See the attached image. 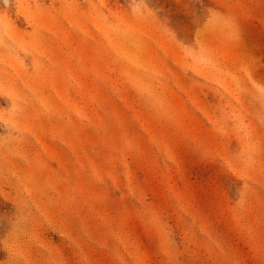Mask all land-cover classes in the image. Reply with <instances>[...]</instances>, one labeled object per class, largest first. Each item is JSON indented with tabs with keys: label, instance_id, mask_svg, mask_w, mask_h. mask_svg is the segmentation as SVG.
Returning <instances> with one entry per match:
<instances>
[{
	"label": "rangeland",
	"instance_id": "1",
	"mask_svg": "<svg viewBox=\"0 0 264 264\" xmlns=\"http://www.w3.org/2000/svg\"><path fill=\"white\" fill-rule=\"evenodd\" d=\"M0 264H264V0H0Z\"/></svg>",
	"mask_w": 264,
	"mask_h": 264
}]
</instances>
